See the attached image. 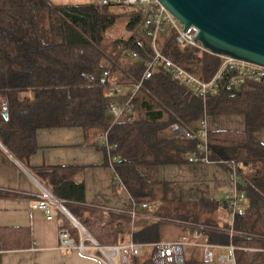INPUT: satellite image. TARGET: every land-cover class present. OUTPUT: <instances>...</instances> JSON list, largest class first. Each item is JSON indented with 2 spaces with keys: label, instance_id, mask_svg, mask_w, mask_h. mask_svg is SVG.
Instances as JSON below:
<instances>
[{
  "label": "trees",
  "instance_id": "trees-1",
  "mask_svg": "<svg viewBox=\"0 0 264 264\" xmlns=\"http://www.w3.org/2000/svg\"><path fill=\"white\" fill-rule=\"evenodd\" d=\"M123 16L128 17V35L105 42L108 29ZM146 18L147 12L136 6L100 9L95 3L0 0V141L28 166L39 149V129L103 128L111 154L117 157L113 166L121 182L135 202L155 207L156 221L139 229L134 241H163L174 225L193 237L204 234V242L233 244L237 264H264V85L250 82L233 88L224 80L217 93L204 98L158 69L133 96V114L109 123L104 72L118 75L129 86L142 79L144 62L154 55ZM176 37L173 28L159 36L161 53L198 78L210 80L221 59L182 45ZM133 52L140 59L134 60ZM221 115H244L246 129L209 130L207 151L201 150L203 138L174 131L178 125L182 132L198 134L202 121ZM205 155L230 171L233 164L238 168V189L248 203L235 216L233 237L231 224L200 222L215 201H179L175 183L159 179L160 167L193 163ZM76 188L83 193V186ZM78 220L102 245L124 243L131 221L117 213L107 220ZM13 234L0 227L1 247L30 246L29 233L23 238ZM154 250L147 248L134 264H154Z\"/></svg>",
  "mask_w": 264,
  "mask_h": 264
},
{
  "label": "crops",
  "instance_id": "crops-1",
  "mask_svg": "<svg viewBox=\"0 0 264 264\" xmlns=\"http://www.w3.org/2000/svg\"><path fill=\"white\" fill-rule=\"evenodd\" d=\"M129 91L130 86L126 84L125 92ZM207 124L209 130L246 129L244 115L212 116L207 118ZM104 135L105 129L100 127L39 129V149L28 160L30 168L0 141V227L9 229L16 238H23L24 233H29L31 243L21 249H5L0 245V264H103L96 250L88 254L78 247L68 251L60 248L62 228L69 229L77 243L80 233L67 212L55 208V218L48 219L42 210L34 208L40 185L64 200L68 212L76 220H107L114 213L129 217L131 221L124 243L134 241V234L139 229L156 221L155 207L151 205L138 207L136 217L130 215L135 201L117 178L109 160V151L103 144ZM261 140L264 143V130ZM229 171L223 165L193 162L162 166L159 179L175 183L179 201H215L202 216H208L209 220L225 227L232 222L223 197V190L230 186ZM79 186L84 188L82 194L77 191ZM241 194L247 204L248 198ZM204 236L198 232L193 240L198 245H187L191 247L187 249L188 261L184 257L185 264H207L200 245L205 243ZM227 246L215 249L216 261L212 264H226L219 262L218 256L231 254Z\"/></svg>",
  "mask_w": 264,
  "mask_h": 264
},
{
  "label": "built area",
  "instance_id": "built-area-1",
  "mask_svg": "<svg viewBox=\"0 0 264 264\" xmlns=\"http://www.w3.org/2000/svg\"><path fill=\"white\" fill-rule=\"evenodd\" d=\"M109 5H112L110 0H99L97 7L101 9L104 6ZM118 5L128 7L136 6L144 12H147L145 30L152 38L154 55L152 58L144 62L146 68L142 79L131 84L130 91L128 93L125 92L126 84L119 80L118 75L111 74L109 71L104 72V78L107 80V114L110 125L115 124L123 116L133 114L135 109V105L132 102L133 96L140 89L143 81L151 78L158 69L170 73L175 80L181 82L184 86L204 98L217 93L224 80H227L228 84L233 88H240L250 82L264 85L263 65L212 52L199 40L198 37L200 35V29L197 26L190 25L186 27L184 24L180 23L173 13L159 0H120ZM169 28L175 29L177 32L176 38L180 44L196 47L202 51L216 55L221 59L219 69L210 80L205 81L198 78L196 75L187 71L185 68L181 67L176 62L161 53L158 48L157 41L159 36L166 32ZM132 58L137 60L140 59V56L137 52H133ZM174 131L184 134L189 138H195L196 136L203 138L205 142L202 143L201 150H208L207 133L209 129L207 118L202 121L201 131L198 134L188 131L182 132L178 125L174 127ZM103 144L109 151V160L113 166V162L117 159V157L111 154L112 147L108 141V131L105 132ZM194 162L214 163L210 161L207 155L201 158H195ZM229 175L230 186L223 190V197L227 204V208L232 215L229 233L230 236L233 237L235 234L233 227L235 216L237 213L242 211L247 204L245 197L238 189V184L241 178L236 165L233 164L231 171H229ZM117 178L120 180L118 176ZM64 202V200L51 193L44 186L40 185V192L33 206L34 208L42 210L48 219H54L55 208H59L67 212ZM148 205L149 204L146 202H134L133 208L129 211V213L132 217H136V209L138 207L147 208ZM74 224L79 230L80 241L77 243L71 236L69 229L62 228L60 230V248L68 251L78 247L81 251L88 254H92L94 250H97L101 254L103 264H134L133 259L135 257L143 256L147 248L150 247L155 249L153 255L154 264H185L184 246L188 244L198 245V243L188 242L186 237H183L180 240H164L153 243L136 242L132 240L127 243L102 245L82 223L74 221ZM200 245L203 248L204 262L207 264L214 263L216 261L215 249L220 248L221 245L208 242ZM227 248L231 250V254L219 255L218 261L226 264H237L235 256L236 246L230 244Z\"/></svg>",
  "mask_w": 264,
  "mask_h": 264
},
{
  "label": "water",
  "instance_id": "water-1",
  "mask_svg": "<svg viewBox=\"0 0 264 264\" xmlns=\"http://www.w3.org/2000/svg\"><path fill=\"white\" fill-rule=\"evenodd\" d=\"M159 1L186 27L197 26L212 52L264 66V0Z\"/></svg>",
  "mask_w": 264,
  "mask_h": 264
},
{
  "label": "rangeland",
  "instance_id": "rangeland-1",
  "mask_svg": "<svg viewBox=\"0 0 264 264\" xmlns=\"http://www.w3.org/2000/svg\"><path fill=\"white\" fill-rule=\"evenodd\" d=\"M50 1L55 4H59V3H71V4L95 3V4H98L99 3V0H50ZM110 1L113 7L118 8L119 6L118 4L120 0H110ZM118 11L124 12V10H122L121 8L118 9ZM127 23H128V17L123 16L122 18H119L117 22L115 23V25H113L112 27L108 29L105 42H111L115 39L126 37L128 35ZM208 218H209L208 216L204 217L201 215L200 222L203 224L205 223L206 220H208ZM172 223H176V222H172ZM182 233L186 234L188 242H193V240H195L193 236H190L189 234H187L188 232H184V229L178 226H174V225L169 226V229L168 231L165 232L164 236H165V239L180 240L177 238H179V235H181ZM188 247H191V246L185 245L183 248L185 261H188V256H187ZM96 252L100 254V252H98L97 250Z\"/></svg>",
  "mask_w": 264,
  "mask_h": 264
}]
</instances>
